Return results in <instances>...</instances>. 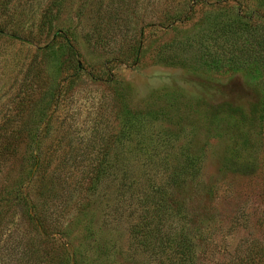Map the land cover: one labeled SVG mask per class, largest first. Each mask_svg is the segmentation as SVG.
Masks as SVG:
<instances>
[{
    "label": "rangeland",
    "instance_id": "obj_1",
    "mask_svg": "<svg viewBox=\"0 0 264 264\" xmlns=\"http://www.w3.org/2000/svg\"><path fill=\"white\" fill-rule=\"evenodd\" d=\"M258 40L264 0H0V264H168L198 232L223 264L264 240V178L226 171L221 113L258 102L264 53L238 60Z\"/></svg>",
    "mask_w": 264,
    "mask_h": 264
},
{
    "label": "trees",
    "instance_id": "obj_2",
    "mask_svg": "<svg viewBox=\"0 0 264 264\" xmlns=\"http://www.w3.org/2000/svg\"><path fill=\"white\" fill-rule=\"evenodd\" d=\"M60 36V35H59ZM66 47L69 52L73 53L74 48L71 45V42L68 38H64ZM240 58L245 56V53H249L250 51H255L259 55L264 53V42L260 40L257 41L255 46L248 45L244 46L240 49ZM245 58V57H243ZM264 58L261 56L254 57L252 63L257 64L261 62ZM78 65H76V69ZM251 81L256 79L254 74L250 75L249 78ZM259 100L257 103L252 104L248 110L241 109L236 106L227 105L225 111L223 112L222 107L224 105H218L213 108L214 112H219L222 109V114L225 113L227 116V127L230 129L229 131L234 135L236 147L228 154V159L226 162V171L230 172L233 175L245 176L247 178H264V152L257 146L254 139L262 132V124L264 119V89L260 88L256 89ZM9 141L7 139L6 143ZM9 145L11 143L4 146L3 150L0 151V160L4 156L6 157V152L9 149ZM177 167L179 166V162L177 163ZM34 165H36L34 163ZM196 169L192 168L189 170L192 178L196 177ZM94 170V174L92 172V176L98 178L102 175L103 172ZM185 170H175L172 174V179H181L185 177ZM96 175V176H95ZM100 182V180H98ZM86 190V189H85ZM92 192L94 190H91ZM25 202L30 203L31 211H35L34 205L32 201L28 198L27 195L23 196ZM155 206V205H154ZM157 207V206H156ZM154 207V209L156 208ZM161 210L158 208L154 211L153 215L160 214ZM131 230H133L134 237L139 241V244L148 248L149 243L151 241H155L156 238L153 237L151 232L147 230H159L156 229L155 226L151 227L149 222H145L142 217H138L135 224L131 226ZM251 241L245 244L244 246H238L234 253L230 254L229 259L223 264H264V240L255 236L254 232H250ZM200 235H202V240L205 241L203 234H193L192 235V246L188 249L185 241H180L182 244L180 247L173 252H169V257L172 260L169 261L168 264H204L201 263L200 256L205 254V248L200 244ZM197 239V241H196ZM199 241V242H198ZM204 243V242H203ZM203 247V248H202ZM147 250V249H144ZM198 251V252H197ZM202 252V254H199ZM162 253H167L166 250H163Z\"/></svg>",
    "mask_w": 264,
    "mask_h": 264
}]
</instances>
